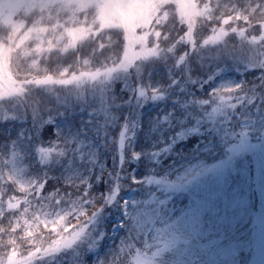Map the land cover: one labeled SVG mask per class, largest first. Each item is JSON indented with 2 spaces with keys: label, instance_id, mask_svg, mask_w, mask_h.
I'll use <instances>...</instances> for the list:
<instances>
[{
  "label": "rangeland",
  "instance_id": "1",
  "mask_svg": "<svg viewBox=\"0 0 264 264\" xmlns=\"http://www.w3.org/2000/svg\"><path fill=\"white\" fill-rule=\"evenodd\" d=\"M220 1L0 0V26L9 28L13 34L8 48L0 43V101L21 95L26 85L32 82L25 79L26 67L21 68L24 62L35 63L43 53L57 47L64 52L83 39L109 29L121 31L125 41L121 60L114 67L92 72L81 65L76 69L77 73L66 75L64 71L61 79L46 78L36 83L73 90L88 85L96 91L102 90L97 89L102 87V83L113 79L124 80L132 73L140 81L142 66L162 55L160 35L155 26L163 24L172 14L186 27L180 43L189 49V54L176 57L173 65L176 73H182L176 77L185 79L181 89L185 91L184 85L198 82L200 84L196 88L202 91L201 76L204 72L201 69L208 66L218 68L215 76L211 77L209 92L201 94L203 97L191 94L187 100L185 92L177 96L182 98V114L185 112L180 131L186 129L188 136L207 133L212 137L213 133L220 136L223 130L226 138L224 156L209 162L208 156H205L215 151L212 145L203 147V144L202 152L194 154L193 164L182 170L179 176L171 180L160 177L147 180V184L156 189L151 198L133 203L130 201L131 195L122 197L120 215L126 213L129 203L133 206L131 224L144 236L147 244L146 250H136L132 254L130 264H264V109L261 111L262 117L258 109L264 97L254 95L245 103L241 114V118L245 119L240 120L242 130L235 132L229 126L231 120L228 112L234 106L231 102L243 100L245 94L237 92L241 81L226 74L229 71L242 73L264 67V9L259 11V17L252 9L248 14L252 19H257L260 27L259 32L255 30L253 34L249 27L228 28L230 23L237 26L239 21H249L248 15L243 16L240 11L224 17L215 14L214 8L220 5ZM169 5L171 9L163 11ZM225 9L223 5L221 11ZM204 19L222 21V25L208 28L202 35L200 31L203 29L200 28ZM247 31L253 35L247 36ZM199 37L200 44L197 45ZM221 46L224 47L220 49L221 55H218ZM11 63L14 64L12 70ZM27 67L29 69L31 66ZM195 70L197 77L193 78ZM13 72L24 81L17 82ZM147 92L146 85L138 88L134 101L138 111L131 114L132 122L121 127L117 139V144L129 140L127 147L132 152L133 163L139 157L134 145L143 110L155 108L173 97L161 91H153L150 96ZM74 95L69 96L70 104L78 109L71 115L87 111L88 115L101 118L105 131L115 128L119 118L118 106L110 104L112 100L106 98L105 93L97 96L99 99L95 98L97 104L83 90L76 91ZM60 127L57 125L56 128ZM211 142L214 145L215 140ZM83 148V145L77 147L79 150ZM203 152L206 154L202 155ZM38 153L45 164L53 157L64 158L61 162L64 167H60V170L70 176L78 174L75 160L67 158L63 152L39 149ZM14 156L4 163V173L0 165V177H9L22 192L27 193L30 184L24 179ZM176 197L185 198L187 203L178 204ZM6 207L19 214L22 212L21 202L15 198L7 201ZM26 215L25 209L23 217L20 216L22 221ZM98 218L94 216L87 224L74 229L64 224L65 220L58 215L38 219L36 213H31L30 222H25L28 226L32 225L30 229L38 230L37 226L41 224L45 230L52 232L54 240L49 244L44 241V246L26 257L11 252L0 259V264H38L46 255H55L85 239L88 227L99 224ZM119 226L118 220L107 239L108 244ZM166 253L170 259H161Z\"/></svg>",
  "mask_w": 264,
  "mask_h": 264
},
{
  "label": "trees",
  "instance_id": "2",
  "mask_svg": "<svg viewBox=\"0 0 264 264\" xmlns=\"http://www.w3.org/2000/svg\"><path fill=\"white\" fill-rule=\"evenodd\" d=\"M222 2L226 5L224 15L240 11L246 16L252 9V12L259 16V10L264 8V0ZM219 12L220 9L215 10L216 14ZM248 19L249 22L246 23L237 22V27H249L253 34L255 30L259 32L260 27L256 20L250 16ZM215 24L214 20H204L200 33L203 35L208 26ZM157 29L161 32L159 43L162 55L142 66L140 81H137L132 73L124 80L109 81L113 82L110 85L109 82L102 83V87L97 89H104L103 86H106L105 89L96 91L88 85L83 89L73 90L58 85L44 86L36 83L46 78L61 79L59 75L63 70L73 73L79 64L83 65L85 70L95 71L118 63L124 50L123 33L105 30L78 42L75 48L66 52L53 50L43 53L27 76L33 83L29 84L21 95L0 101L2 171L4 173V163L11 159L12 154L15 155L16 164L19 169L22 168L21 173L31 186L29 194L20 192L15 182L6 176L0 177V259L11 252L18 253L19 257H26L30 252L44 246V241L49 244L54 240L52 232L45 230L41 224L37 226V230L30 229L32 225L28 226L25 223L30 222L28 219L31 213H36L38 219L58 215L65 220L64 224L74 229H78L81 224H87L94 216L101 218H98V225L88 227L85 239L55 255H46L38 264H130L131 256L136 250L147 249L144 236L131 224L130 212L133 210L131 204H128V213L122 219L120 232L109 245L107 239L114 224L113 220L119 215L122 195L137 188L131 198L134 203L139 200L143 202L154 193L153 187L148 186L145 181L139 185L133 184L132 171L135 170L133 175L136 179L151 177L172 179L180 174L182 164L184 166L190 162L186 158L199 151L195 146L197 142L210 141L211 144V140H215L214 151L222 152L225 149L226 138L223 130L220 136L213 133L212 137L207 133L203 136H188L186 129L180 131L181 119H184L185 112L182 114L180 110L183 103L182 98L177 95H184L182 92H185V98L189 100L191 88L196 91L192 84L184 85L185 91L182 90L181 85L182 82L185 83V79L183 77L178 79L176 75L181 76L182 73L173 70L176 57L184 52L188 55V47L180 43L186 29L178 23L173 14ZM252 32L247 31V36L253 35ZM10 37L11 32L0 27V43L8 47ZM199 44L200 38L197 40V45ZM21 68H25V65H21ZM13 75L17 80H22L15 73ZM235 75L242 82L240 91L246 93L245 98L236 102L234 109L228 112L231 120L229 126L236 132L239 123L234 119L235 114L241 115L245 103L254 95L264 97V67H256ZM145 84L150 85L149 96L152 90L160 89L159 91L173 97L167 98V101L156 105L140 118L139 132L134 145V151L139 153V158L137 163L133 164L132 152L127 147L129 140L120 145L116 140L121 127L132 122L131 114L137 110L134 101L138 95V88ZM208 86L205 84L203 88L208 90ZM80 90L87 92L88 98L95 104H97L95 98L105 93L106 98L112 100L109 103L118 106L119 118L114 129L107 128L105 131L101 118L88 115L87 111L71 115V112L78 108L72 107L69 96H75L74 93ZM262 101L259 102V112L264 109ZM57 125L61 127L57 129ZM79 145H83L86 151L77 149ZM45 148L59 150L67 158H73L78 166V174L70 176L61 171L60 167L62 169L64 167L61 163L64 158L61 157H53L46 165L42 164L38 150ZM38 186H41L39 193L36 190ZM13 197L23 200L20 214L6 207L7 201H12ZM25 209L27 215L22 221ZM161 259H170L169 254H164Z\"/></svg>",
  "mask_w": 264,
  "mask_h": 264
}]
</instances>
